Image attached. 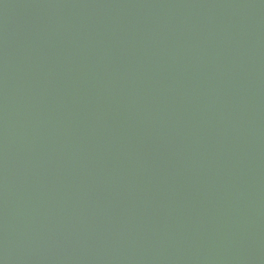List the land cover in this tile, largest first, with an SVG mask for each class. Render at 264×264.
Wrapping results in <instances>:
<instances>
[{
	"label": "water",
	"instance_id": "obj_1",
	"mask_svg": "<svg viewBox=\"0 0 264 264\" xmlns=\"http://www.w3.org/2000/svg\"><path fill=\"white\" fill-rule=\"evenodd\" d=\"M0 264H264V0H0Z\"/></svg>",
	"mask_w": 264,
	"mask_h": 264
}]
</instances>
